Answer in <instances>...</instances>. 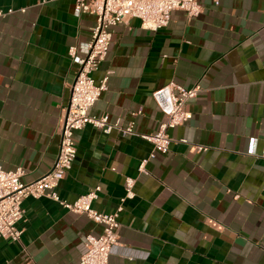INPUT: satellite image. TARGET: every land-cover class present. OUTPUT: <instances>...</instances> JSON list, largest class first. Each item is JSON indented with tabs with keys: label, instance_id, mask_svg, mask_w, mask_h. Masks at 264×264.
I'll return each instance as SVG.
<instances>
[{
	"label": "crops",
	"instance_id": "1",
	"mask_svg": "<svg viewBox=\"0 0 264 264\" xmlns=\"http://www.w3.org/2000/svg\"><path fill=\"white\" fill-rule=\"evenodd\" d=\"M41 1L0 0V168L21 166L25 183L52 168L78 67L68 49L95 25L74 0ZM199 2V15L174 10L155 31L138 18L116 24L91 74L107 81L88 113L111 128L75 132L55 191L71 203L99 186L94 209L122 205L109 264H264V0ZM170 81L199 87L192 117L150 157L140 135L165 120L151 93ZM129 125L135 134L123 133ZM126 177L133 197L121 202ZM22 208L21 239H0V264H79L85 235L101 231L48 196Z\"/></svg>",
	"mask_w": 264,
	"mask_h": 264
},
{
	"label": "built area",
	"instance_id": "2",
	"mask_svg": "<svg viewBox=\"0 0 264 264\" xmlns=\"http://www.w3.org/2000/svg\"><path fill=\"white\" fill-rule=\"evenodd\" d=\"M47 0H42L44 2ZM74 13L94 15L95 25L90 39L77 46H70L68 53L77 64L74 79L70 85V96L64 109L59 131V149L52 168L38 179L25 183L21 180L24 170L21 166L12 170L0 168V239L20 241L22 230L17 223L23 217L22 202L27 197L48 196L59 202L69 211L84 214L94 223L101 225L99 233H87L84 237L85 250L79 258V264H109L111 247L117 243L118 215L122 210L119 204L112 212L98 211L92 207L97 199L99 186L89 189L69 203L59 198L55 189L66 172L71 168L76 155L74 134L86 124H91L108 131L111 124L107 116L96 117L88 110L106 89L107 77L95 84L91 76L99 63L105 58L111 41V28L119 23H128L138 18L144 29L157 30L165 27L174 10H182L188 17H195L202 11L199 0H74ZM217 4V1H215ZM11 12V9L8 10ZM77 51L82 53L77 55ZM198 86L184 87L170 81L151 93L159 111L165 116L158 129L153 133L140 136L152 144L150 157L168 151L171 137L168 129L183 124L192 117L186 109V103L193 99ZM123 133L135 134L132 125L123 129ZM199 149H202L199 147ZM140 165V170L142 169ZM134 179L125 178V195L120 200L133 197Z\"/></svg>",
	"mask_w": 264,
	"mask_h": 264
}]
</instances>
